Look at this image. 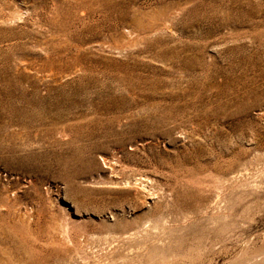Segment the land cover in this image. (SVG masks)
I'll use <instances>...</instances> for the list:
<instances>
[{
  "label": "rangeland",
  "instance_id": "obj_1",
  "mask_svg": "<svg viewBox=\"0 0 264 264\" xmlns=\"http://www.w3.org/2000/svg\"><path fill=\"white\" fill-rule=\"evenodd\" d=\"M255 260L264 0H0V264Z\"/></svg>",
  "mask_w": 264,
  "mask_h": 264
},
{
  "label": "bare ground",
  "instance_id": "obj_2",
  "mask_svg": "<svg viewBox=\"0 0 264 264\" xmlns=\"http://www.w3.org/2000/svg\"><path fill=\"white\" fill-rule=\"evenodd\" d=\"M253 261V260H252ZM236 263V262H235ZM248 264H264V261H260V260H258V261H254V262H250V263H248Z\"/></svg>",
  "mask_w": 264,
  "mask_h": 264
}]
</instances>
